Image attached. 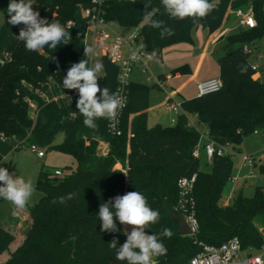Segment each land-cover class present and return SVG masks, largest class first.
I'll return each mask as SVG.
<instances>
[{"label":"trees","instance_id":"16d2710c","mask_svg":"<svg viewBox=\"0 0 264 264\" xmlns=\"http://www.w3.org/2000/svg\"><path fill=\"white\" fill-rule=\"evenodd\" d=\"M103 2L108 23L129 31L139 28L144 48L156 54L173 44L193 41V28L202 26L214 32L229 9L252 7L256 25L225 37V44L231 47L217 57L223 87L182 100L173 124L148 125L152 86L131 81L121 119L122 133L116 135L103 119L97 121V130L86 128L76 108L78 92L62 88L71 65L86 59L88 17L83 11L92 7L94 0H32L42 18L59 21L72 37L67 45L61 43L56 49L45 46L39 52L25 49L17 38L24 26L8 23L9 0H0L5 17L0 25V164L4 156L25 147V143L68 153L77 162L75 169L61 177L40 170L36 189L42 195L28 206L30 224L20 245L0 264H125L116 260L115 250L109 247L114 237L118 247L126 241L123 225L117 220L120 231L101 232L97 214L101 203L129 191L142 193L149 206L159 210V222L145 230L149 235L163 228L173 231L171 239H163L167 254L154 258L156 264L186 263L201 250L199 241L220 245L237 236L243 248H260L264 244V180L255 187L253 196H245L240 189L232 204L220 205L224 186L232 177V154L213 156L211 170H201L200 156L194 155L201 131L188 122L197 114L211 139L233 148L257 131L264 134V82L254 77L256 69L249 61L251 44L264 38V0H210L216 8L199 23L190 18L169 19L161 0ZM145 4L150 7L146 9ZM146 11L172 27L175 34L161 39L159 30L145 21ZM245 45L250 51H245ZM100 61L105 70L98 84L116 93L119 67L105 54ZM238 66L246 67V71ZM29 100L36 104L35 109ZM61 133L63 140L55 143ZM101 141L107 143L106 153L99 149ZM118 162L121 168L116 167ZM260 171L264 175V164ZM193 174L199 230L195 236L180 235L171 212L183 216L178 182ZM61 197L65 198L63 203ZM13 219L6 217L0 222V255L15 241L16 236L5 225Z\"/></svg>","mask_w":264,"mask_h":264},{"label":"clouds","instance_id":"9594fccd","mask_svg":"<svg viewBox=\"0 0 264 264\" xmlns=\"http://www.w3.org/2000/svg\"><path fill=\"white\" fill-rule=\"evenodd\" d=\"M161 4L169 19L190 18L193 23H199L216 8L210 0H161ZM145 5L146 9L150 7L148 4ZM6 11L9 24L24 26L17 38L23 42L27 51L39 52L45 46L56 49L61 43L67 45L72 38L59 21L49 22L42 18L40 13L34 10L32 0H9ZM153 15V12L146 11L144 19L151 28L159 30L161 39L175 34L172 27L161 19H153ZM142 47L141 45L131 50L132 60L138 59ZM96 54L94 47L85 46L86 59L72 64L62 82L63 89L78 92L76 108L83 117V125L93 131L99 127L98 120L110 122L116 120L124 106V99L118 93L112 92L108 87L100 88L98 79L105 70V65L101 61L90 63ZM238 67L246 71V67ZM67 98L70 100V97ZM35 191L32 180L16 176L8 169L0 167V199L9 202L14 209H24ZM64 200V197L60 198L61 203ZM15 214L14 211L13 215ZM97 216L101 221V232L120 231L117 228V220L121 225L131 226L130 232L124 230L126 241L122 245L117 246L115 237L109 242V247L116 252V260L125 264H156L154 258L167 254L163 239H171L173 231L170 228H163L159 233L151 235L146 233V228L159 222L160 213L149 206L147 198L142 193L129 191L101 203Z\"/></svg>","mask_w":264,"mask_h":264},{"label":"built area","instance_id":"2783aa9c","mask_svg":"<svg viewBox=\"0 0 264 264\" xmlns=\"http://www.w3.org/2000/svg\"><path fill=\"white\" fill-rule=\"evenodd\" d=\"M238 17V24L241 28H253L256 25V19L252 7L238 8L233 11ZM83 15L88 17L87 32L84 35L85 44L89 39V31L92 33V47L98 48L102 54L107 55L119 67L118 73V93L124 99V106L120 111L119 116L114 121H108L109 131L113 134L120 135L121 119L128 100V85L131 82V74L135 67H139L142 73L148 72V61H150L156 53L147 51L142 44V34L139 28H135L126 34H122L112 30L108 26V22L104 17V2L103 0H94V5L83 11ZM143 46L138 59L132 60L131 50H135ZM245 51H250V48L245 45ZM255 68V67H254ZM152 78L149 77L148 81ZM223 87V81L220 77H212L198 83V96L218 91ZM166 104L171 109L176 110V114L181 112V102L167 100ZM179 107V110L177 108ZM197 118V114H193ZM176 120V119H175ZM175 120H173L175 122ZM189 125H196L190 119ZM205 138L204 148L207 156L212 159L213 156H222L231 153L227 150L229 146L218 144L209 137V133L205 130L201 132V137ZM2 138L5 136L2 134ZM25 140H23L24 143ZM32 152L37 153L39 157L45 156V151L36 143L24 144ZM199 146V145H198ZM198 146L194 149V155L199 156ZM102 153H106L107 143L103 145ZM243 165L253 166L256 164L252 155L244 154L242 156ZM56 175H62L60 169L54 171ZM252 171L248 176H253ZM238 176H233L232 180H238ZM196 174L191 177H182L178 182L180 188V204L179 208L183 212V217L186 219L192 236H195L199 230V223L195 213V201L193 198L194 183ZM201 250L192 256L186 263L180 264H264V244L260 248H243L240 239L237 236L231 237L220 245H213L198 242Z\"/></svg>","mask_w":264,"mask_h":264},{"label":"rangeland","instance_id":"374dc122","mask_svg":"<svg viewBox=\"0 0 264 264\" xmlns=\"http://www.w3.org/2000/svg\"><path fill=\"white\" fill-rule=\"evenodd\" d=\"M232 21L238 23V19L236 17L231 18ZM5 17L0 10V25L4 22ZM108 26L119 33L125 34L128 31L126 28L120 27L112 22L108 23ZM92 31H89V39L87 41L86 46H92ZM230 49V48H229ZM228 49V50H229ZM252 52L249 56V61L251 63H259L262 65L264 70V38L262 40L255 41L251 44ZM96 55L92 58L91 63H95L96 61H100L102 52L97 48ZM227 50V51H228ZM226 51V52H227ZM224 53V52H223ZM223 53H218L221 55ZM151 68V66H150ZM152 69V68H151ZM150 69V70H151ZM264 82V79L261 78ZM148 85H152L153 82L146 81ZM151 91H156V88H152ZM31 107L35 109L36 104L29 100ZM154 104V98L152 97L150 105ZM179 109V107H178ZM34 116V112H31ZM176 113L174 111L170 112L166 110V108L162 106H157L151 108L148 116V125L150 127L156 126L157 124L169 125L175 123L173 118L176 119ZM198 129L203 133L205 131V127L201 124H197ZM63 140V134H59L55 140V143H59ZM105 142L101 141L99 144V149H103V145ZM205 138L202 136L199 143V156H200V169L204 171L211 170L212 164L211 159L207 156L204 148ZM42 148V147H41ZM45 151L44 157H39L37 153L32 152L28 149L27 146L15 150L13 152L8 153L1 161L0 167H4L8 169L10 173H14L16 176H22L25 179H30L35 185L38 179V175L40 170L43 168L44 170H48L52 173L56 169H60L63 174L70 172V170L75 169L77 167V162L74 157L68 153L55 150L42 148ZM229 152L232 154V158L234 161L232 177L238 176V180H232V177L227 181L224 186L221 199L219 201L220 205L232 204L234 201V196L238 190H242L245 196H253L255 192V187L263 183L264 175L260 171V165L264 164V134L261 131H257L252 136L246 138V140L239 147L229 146L227 148ZM102 151V150H101ZM244 154L252 155L255 159L256 164L253 166L243 165L242 156ZM117 168H121L120 163L116 164ZM254 172L253 176H248L251 172ZM60 175L61 176H63ZM42 193L36 189L33 196L31 197L28 205L24 209H14L13 206L2 199H0V222H4L6 217H13V220H8L5 224L7 228H9L13 234L16 236L15 241L10 245L9 250L5 251L2 255H0V263L3 262L11 253L14 251L22 242L24 237V232L28 228L30 222L28 219V206L32 205L35 201H37ZM15 211V215L13 212ZM124 229L128 232L131 231V226L123 225ZM147 233V232H146ZM148 234V233H147Z\"/></svg>","mask_w":264,"mask_h":264},{"label":"crops","instance_id":"0c3cea01","mask_svg":"<svg viewBox=\"0 0 264 264\" xmlns=\"http://www.w3.org/2000/svg\"><path fill=\"white\" fill-rule=\"evenodd\" d=\"M233 11L234 9L228 10L223 24L214 32H210L208 28L202 26L193 28L191 32L193 41H183L164 48L148 61L147 73H142L138 66L133 69L131 81L147 84L146 81L151 77L150 82H153L151 86L156 88V91L150 90L148 116L150 109L157 106L176 113L175 109L168 107L167 100L182 102L184 99L198 96L197 86L200 81L219 77L218 53H225L231 47L225 44V37L241 28L237 22L234 23L231 19L232 17L238 19ZM128 32L129 30L125 34ZM252 65L256 69L254 77L258 80L264 79L262 65L259 63H252ZM179 67L181 69L176 70ZM152 97L154 104L151 106ZM177 110L179 109L177 108ZM190 118L196 125H203L194 116ZM173 120L175 119L173 118ZM203 126L205 127V125ZM107 148L108 146L106 150Z\"/></svg>","mask_w":264,"mask_h":264},{"label":"water","instance_id":"95a60500","mask_svg":"<svg viewBox=\"0 0 264 264\" xmlns=\"http://www.w3.org/2000/svg\"><path fill=\"white\" fill-rule=\"evenodd\" d=\"M172 217L178 222V233L180 235H191V229L186 219L177 212H171Z\"/></svg>","mask_w":264,"mask_h":264}]
</instances>
